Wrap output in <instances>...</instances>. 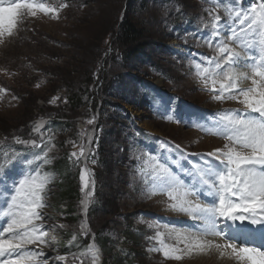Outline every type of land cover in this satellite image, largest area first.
Instances as JSON below:
<instances>
[{
    "label": "rangeland",
    "instance_id": "rangeland-1",
    "mask_svg": "<svg viewBox=\"0 0 264 264\" xmlns=\"http://www.w3.org/2000/svg\"><path fill=\"white\" fill-rule=\"evenodd\" d=\"M35 2L58 8L59 15L54 18L52 14L37 11L33 17L26 9L21 10L13 34L0 37V89H3L0 91V137L5 140L4 145L10 143L8 135L13 132L34 139L51 138L49 161L55 164L65 160L77 194L73 203L67 200L51 205V200L55 201L53 194L61 187L56 184L57 175L53 174L52 195L43 196L44 207L39 209L43 219L34 222L43 225L42 231L48 227L56 231L59 239L61 231L74 229L70 222L63 221L71 212L69 220L74 217L76 222H71L77 226L71 239L75 237L76 241L93 229L96 219L106 218L107 226L98 230L96 238L108 241L101 249L108 264L113 259L118 264H200L196 262L199 257L187 255L185 245L176 246L182 250L175 253L184 257L181 261L165 258L161 249L151 247V242H158L156 232L162 234L161 228L152 230L156 222L162 220L172 226L188 216L172 209L173 201L167 192H161L158 184L151 182L156 161L150 157L155 155L178 178L193 179L199 176L198 170L215 164L209 153L224 149L226 144L231 146L223 135L227 127L224 116L236 114L221 107H243L244 104L240 99H214L212 89H219V78L210 76L205 83L200 75L203 67L212 66L202 63L200 70L195 68L202 57H216L215 42L209 33L219 6L212 0ZM237 7L232 4L231 10ZM123 20L140 30L139 42L146 44L141 45L135 56L118 43ZM235 22L226 20L228 30L240 28ZM220 23H224L223 19ZM182 43L191 49L184 57L176 55ZM141 77L161 87L166 95L183 97L199 105V114L184 109L176 112V100L171 110L167 107L159 113L149 112L143 104L150 97L154 101V97L147 98L149 88L139 82ZM213 78L217 79L215 85ZM76 93L80 97L79 108L73 107L72 98ZM54 97L58 99L51 103ZM47 118L56 119L57 127H46L41 133L33 131L37 123ZM89 120L93 123L89 124ZM134 126L157 137L159 143L154 150L136 144ZM165 139L169 142H162ZM82 144L86 155L78 163L75 158L69 159L72 152L79 153ZM176 145L181 151L176 150ZM8 152L7 147L0 146V159L10 160ZM85 167L91 184L88 190L82 191L80 169ZM25 175L21 170L12 178L18 183ZM89 190L93 195L86 196ZM85 199L86 211L82 203ZM88 207L93 213L87 212ZM106 211L108 216H104ZM163 227L168 230L166 225ZM170 232L178 233L171 229ZM53 235L54 238L48 236L47 246L58 251L55 232ZM30 247L31 244L25 246L23 255L31 252ZM206 260L224 264L216 256ZM85 261L79 255V263ZM23 263L30 264V260L25 259Z\"/></svg>",
    "mask_w": 264,
    "mask_h": 264
},
{
    "label": "snow or ice",
    "instance_id": "snow-or-ice-1",
    "mask_svg": "<svg viewBox=\"0 0 264 264\" xmlns=\"http://www.w3.org/2000/svg\"><path fill=\"white\" fill-rule=\"evenodd\" d=\"M250 8L253 18L247 24L245 21L249 19V13L242 10L235 11V17L238 18L237 23L243 27L229 28V38L235 39L238 32L251 29L257 23L255 17H259L261 23H264V0H260L259 11H257L256 3H253ZM25 9L33 17L37 15V11L46 15L52 14L54 18L59 15L58 8L49 7L45 3H36L35 0H13L8 6L4 5V0H0V37H3L5 33L8 36L13 34V29L17 25V17L21 10ZM219 22L220 17L217 15L214 17L213 31L209 33L214 40L220 35ZM209 45L212 46L211 41ZM216 50L219 54L217 57H202V61L195 64L197 70L201 69L202 63L212 66L211 68L203 67L200 72L205 83L210 76L219 78V89H212L214 99L238 100L239 97H243L240 102L252 114L258 115H253L252 118H242L237 112L236 115L226 114L224 116L227 127L223 135L231 146L226 144L224 149L218 148L208 154L215 158V167L209 166L206 170H198L199 184H202L203 190H206L212 197L208 203L194 202L189 199V196L201 194L202 189L199 185L193 184L191 188L185 187L187 182L174 175V171L158 160L155 155L150 157L151 160L156 161L151 182L158 184L161 192H167L169 199L173 201L172 209L187 213L194 221H199L197 228L182 236V242L185 243L188 251H192L193 247L200 251L214 248L220 252L221 256H224L226 250L231 249L232 253L240 260H246L248 264H264V251L249 247L237 248L236 244L231 242L234 237L225 231L227 221L236 222L249 219L252 224H264V66L254 67L252 76L249 77L245 73L236 71L240 59L239 54L226 43L221 44L217 40ZM252 63L255 64V61ZM246 79H251L252 86L246 89L241 88L240 82ZM216 83L217 79L213 78L212 84ZM56 99L58 97H54L51 103H55ZM231 111L233 110H227V112ZM88 123L91 124L93 121L89 120ZM43 127L41 121L37 123L33 131L40 132ZM15 140L19 144L40 148L41 153L34 156L37 162L36 168L19 179L18 183L14 184V193L10 194L11 203L7 206L9 211L4 212L6 226L0 224V264H22L25 259L34 260L43 253L31 252L24 256L20 254L21 251L29 244L47 243L44 240L46 230L42 231L43 225H37L34 221L43 219L39 209L44 207L43 193L50 181L42 173L41 167L49 162L48 153L51 147H48V144L51 138L45 142L42 136L40 143L36 140H21L19 137ZM175 148L181 151L179 145ZM85 155V147L82 144L79 153L72 152L69 159L75 158L78 163ZM92 162L95 163V160ZM27 163L31 165L33 160H28ZM89 175L86 167L80 169L82 191L90 188ZM181 192L182 195H179ZM91 195H93L92 190L86 192V196ZM82 203L86 211L87 199ZM6 234L7 238H5ZM161 235L159 231L156 232L158 243L163 246L165 258L180 260L182 257L175 253L182 250L176 247L170 248L162 239H159ZM205 237L220 238L224 243H219L215 239H205ZM177 238L179 242L180 233H177ZM96 258L94 253L93 261ZM58 259L63 261L65 256H60Z\"/></svg>",
    "mask_w": 264,
    "mask_h": 264
},
{
    "label": "trees",
    "instance_id": "trees-1",
    "mask_svg": "<svg viewBox=\"0 0 264 264\" xmlns=\"http://www.w3.org/2000/svg\"><path fill=\"white\" fill-rule=\"evenodd\" d=\"M139 38H140V30L137 29L130 21L128 20H123V22L120 24V32L118 34V43L120 46H122L125 51H129L131 54H135L140 51L142 49L143 43L144 42H139ZM140 45V46H139ZM141 45H143L141 47ZM136 47V48H135ZM130 54V55H131ZM90 79H88L89 81ZM101 85H103V83L100 82V87H102ZM73 102L75 103V105L73 106L74 108L76 107H80V97L78 95V93H76L75 95H73L72 98ZM93 105L96 104V101L94 100V95H93ZM63 158V157H62ZM64 159V158H63ZM56 170L61 174V176L64 179L63 184H61L59 191H57V193L54 196V199L56 202H61V201H67L68 203H73L74 202V197L76 196V189H75V185L73 180L70 178V174L69 172H67L66 169V163L65 160H62L60 163H58L56 165ZM70 176V177H69ZM71 206V204L69 205ZM106 207L108 208V206L106 205ZM110 208H113V206L109 205ZM72 208H69V211H71ZM110 210V209H109ZM68 211V213H69ZM90 213L92 212V209H90ZM109 212V211H108ZM107 211L105 212L104 216H108L109 213ZM67 215H71V212ZM70 215L67 217L66 220L71 219ZM113 214H110V217H112ZM105 223H107L106 218L103 219V217H99L98 219H96L94 221V226L93 229L94 230H99L101 228H105L107 225H105ZM65 235L67 233H64ZM101 242L104 246H107V239L106 238H102ZM107 258V257H106ZM117 260L113 259L112 262L110 264H118L116 262ZM105 264H108L107 262H109L108 260H105Z\"/></svg>",
    "mask_w": 264,
    "mask_h": 264
},
{
    "label": "bare ground",
    "instance_id": "bare-ground-1",
    "mask_svg": "<svg viewBox=\"0 0 264 264\" xmlns=\"http://www.w3.org/2000/svg\"><path fill=\"white\" fill-rule=\"evenodd\" d=\"M219 29H220V35H219V37L216 39V42H217V40H218L221 44H223L222 37H223V33H224V31H223V29H222L221 27H219ZM228 46H229V45H228ZM229 47L232 48L234 52L238 53V54H239V57H240L239 62H238V66L236 67V71L239 72V73H245L246 71L252 72V69H253V68H252L251 64H249V63L247 62V60L245 59L246 57H245V55H243V52H240V50L235 49V48H233V47H231V46H229ZM216 53L218 54V51H217V50H216ZM218 55H219V54H218ZM250 68H251V69H250ZM249 76H250V74H249ZM248 85H251V83H250V81H249L248 79L243 80L242 82H240V87H241V88H242L243 86H248ZM195 140H196V139H195ZM207 141H208V140H207ZM221 142H222V141H221ZM219 143H220V142H219ZM188 198L192 200V197H188ZM193 201H194V202H198L197 200L195 201L194 199H193ZM184 215H185V214H184ZM183 217H184V216H183ZM249 225H250V224H248L247 226H249ZM231 226L233 227L232 229L235 230V233H237L241 228H243V227L240 226L239 222H234V223L231 224ZM184 232H185V234L188 233V232H186V231H184ZM173 233H174V232H173ZM185 234H182V235H181V238H182V236L185 235ZM238 236H241V235L238 234ZM205 239H215V240H216L217 242H219V243H224V241L221 240L220 238L205 237ZM175 242L178 243L176 240H175ZM232 243H234V242H232ZM235 244H236L237 248L242 247V246H238L239 244H237V243H235ZM246 247H248V246H246ZM193 248H194V247H193ZM211 251H216L217 254H218V257H220V259H228V260H225V261H220V260H218V261H220V262H223L224 264H233L232 261L235 262V263H237V264H248V262H247L246 260H240V259H239L234 253H232V252H231V249L226 250V254H225L224 256H221V255H220V252H218V251L215 250L214 248H213V249H206V250H205V252H211ZM189 252H190V251H188L187 253L189 254ZM194 252H195L194 254L190 253L189 256L194 255L195 257H199V258H197L198 261L196 260V262H199V261H200V264H214V261H213V260H206V259L209 258V257L205 258V256L203 257V254L198 253V252H196V251H194ZM194 256H193V258H194ZM183 258H184V257H183ZM183 258H182V259H183ZM155 259H156V258H155ZM188 259H190V257H189ZM180 261H181V260H180ZM215 261H216V260H215ZM215 264H219V263L215 262Z\"/></svg>",
    "mask_w": 264,
    "mask_h": 264
}]
</instances>
